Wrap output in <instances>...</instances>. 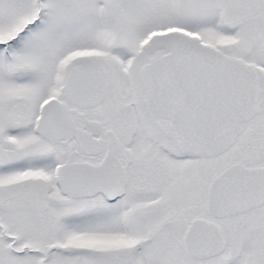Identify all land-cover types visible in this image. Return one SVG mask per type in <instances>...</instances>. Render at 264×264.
<instances>
[{"label": "snow or ice", "instance_id": "1", "mask_svg": "<svg viewBox=\"0 0 264 264\" xmlns=\"http://www.w3.org/2000/svg\"><path fill=\"white\" fill-rule=\"evenodd\" d=\"M0 264H264V0H0Z\"/></svg>", "mask_w": 264, "mask_h": 264}]
</instances>
